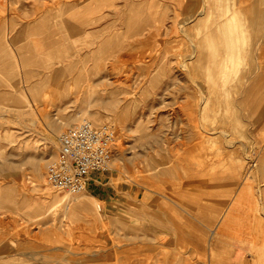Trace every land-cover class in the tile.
<instances>
[{"label":"rangeland","instance_id":"1","mask_svg":"<svg viewBox=\"0 0 264 264\" xmlns=\"http://www.w3.org/2000/svg\"><path fill=\"white\" fill-rule=\"evenodd\" d=\"M170 10L143 55L103 62L93 104L60 102L75 88L57 78L28 94L0 81V264H264V0ZM83 119L116 130L108 201L47 181ZM82 193L86 215L54 201Z\"/></svg>","mask_w":264,"mask_h":264},{"label":"crops","instance_id":"2","mask_svg":"<svg viewBox=\"0 0 264 264\" xmlns=\"http://www.w3.org/2000/svg\"><path fill=\"white\" fill-rule=\"evenodd\" d=\"M199 3L200 0H0V81L25 88L28 94L29 87L41 90L50 79L57 78L59 92L71 85L75 88L73 97L63 96L60 102L74 98L73 103L93 104V78L97 84L103 80L99 76L103 62L116 57V62L121 63L128 56L143 55L146 51H134L135 48L144 49L161 35L158 26L165 22L162 5H170L167 21L175 23L176 11L189 17ZM73 53V60L67 58ZM72 63L76 64L74 75L69 76ZM51 65H55L57 76L51 77L47 70ZM97 67L99 74L93 77ZM121 86L112 81L109 88L113 92V88ZM114 100L110 98L105 103ZM103 177L97 174L88 183L87 191L108 201L111 187Z\"/></svg>","mask_w":264,"mask_h":264},{"label":"built area","instance_id":"3","mask_svg":"<svg viewBox=\"0 0 264 264\" xmlns=\"http://www.w3.org/2000/svg\"><path fill=\"white\" fill-rule=\"evenodd\" d=\"M111 123L95 124L83 119L69 125L59 135V149L47 165L49 185L57 191L77 193L99 173L111 169L116 143Z\"/></svg>","mask_w":264,"mask_h":264},{"label":"bare ground","instance_id":"4","mask_svg":"<svg viewBox=\"0 0 264 264\" xmlns=\"http://www.w3.org/2000/svg\"><path fill=\"white\" fill-rule=\"evenodd\" d=\"M240 12V11H239ZM223 13V11H222ZM247 15V13H246ZM250 15V14H249ZM248 15V17H249ZM251 16V15H250ZM235 17V16H234ZM250 18V17H249ZM225 21V20H224ZM239 24V23H238ZM241 24V23H240ZM238 28H239V25H237ZM232 31V30H231ZM236 32V31H235ZM238 32V31H237ZM241 32V31H240ZM233 33H234V30H233ZM39 159V158H38ZM42 159V158H41ZM38 165V166H37ZM37 167L38 168H42L43 169V166L41 165V162L40 163H37ZM41 170V169H40ZM42 171V170H41ZM41 174H43L42 172H40ZM66 195V194H65ZM55 202L57 203H60V204H66L69 206V208H73V212L79 216V215H86L87 214V211L89 208H87V200H86V193H82V194H79L75 197H69V196H63L59 199H56L54 200ZM90 206V205H89ZM98 208H101L100 204H98L97 206ZM94 209V208H93ZM100 210V209H99ZM98 213V212H97ZM97 219L99 218V215L96 216ZM8 252V251H7Z\"/></svg>","mask_w":264,"mask_h":264}]
</instances>
